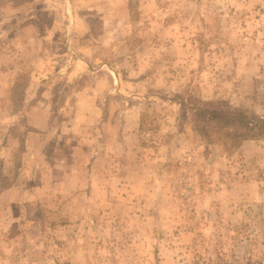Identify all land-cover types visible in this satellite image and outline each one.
<instances>
[{"label":"rangeland","instance_id":"rangeland-1","mask_svg":"<svg viewBox=\"0 0 264 264\" xmlns=\"http://www.w3.org/2000/svg\"><path fill=\"white\" fill-rule=\"evenodd\" d=\"M190 96L264 118V0H0V264H264V140Z\"/></svg>","mask_w":264,"mask_h":264},{"label":"trees","instance_id":"trees-1","mask_svg":"<svg viewBox=\"0 0 264 264\" xmlns=\"http://www.w3.org/2000/svg\"><path fill=\"white\" fill-rule=\"evenodd\" d=\"M28 81L22 83V92H25ZM181 105L188 111L189 122L196 132L207 138L211 135L222 136L229 153L238 150L245 141L264 140V118L251 115L246 110L233 108L224 101H204L191 96ZM23 150L21 141L16 151L13 180L17 176ZM11 184V180L1 182L0 191Z\"/></svg>","mask_w":264,"mask_h":264},{"label":"crops","instance_id":"crops-1","mask_svg":"<svg viewBox=\"0 0 264 264\" xmlns=\"http://www.w3.org/2000/svg\"><path fill=\"white\" fill-rule=\"evenodd\" d=\"M33 111H35V114H38V112L42 111V110H35V108H34ZM39 119H41V120L38 121V120H36V118H34V116L29 115L28 116V124L31 125V127L34 128V129L43 130V128L46 127V125H48L49 123H47L46 122L47 120L45 118H43V117L42 118L40 117ZM37 123L39 124V126L37 125ZM34 132L35 131H33L31 134H33L35 136L36 134ZM23 144H24V150H23V153H21V160H20L21 164H20V167H19V169L17 171V176L14 179V181H16V182H18V180H20V178H19L20 175H21L20 177H23L25 175V173H26V169L24 168V162H25L24 154H25V151H26V146H25V142L24 141H23ZM22 167H23V169H22ZM24 169H25V172L24 173H20L21 170L23 171ZM66 174H68V173H66ZM12 184H11V186H12ZM11 186L8 187L7 189H4V190L0 191V194H3L4 192L8 191L9 188H11Z\"/></svg>","mask_w":264,"mask_h":264}]
</instances>
